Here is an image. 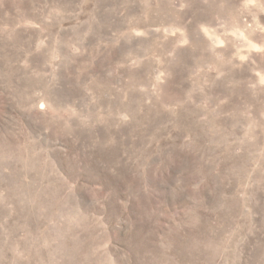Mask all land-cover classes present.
<instances>
[{
    "label": "rangeland",
    "instance_id": "374dc122",
    "mask_svg": "<svg viewBox=\"0 0 264 264\" xmlns=\"http://www.w3.org/2000/svg\"><path fill=\"white\" fill-rule=\"evenodd\" d=\"M0 264H264V0H0Z\"/></svg>",
    "mask_w": 264,
    "mask_h": 264
}]
</instances>
